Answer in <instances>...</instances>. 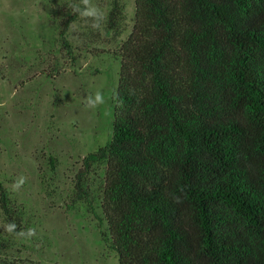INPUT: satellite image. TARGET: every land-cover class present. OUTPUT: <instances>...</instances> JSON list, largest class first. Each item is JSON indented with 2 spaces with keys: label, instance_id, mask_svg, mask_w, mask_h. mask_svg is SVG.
Listing matches in <instances>:
<instances>
[{
  "label": "trees",
  "instance_id": "trees-1",
  "mask_svg": "<svg viewBox=\"0 0 264 264\" xmlns=\"http://www.w3.org/2000/svg\"><path fill=\"white\" fill-rule=\"evenodd\" d=\"M124 10L111 0L115 34ZM64 18L72 53L79 16ZM115 54L113 137L83 159L73 201L91 203L86 176L106 164L118 264H264V0H136ZM9 195L0 183L16 223Z\"/></svg>",
  "mask_w": 264,
  "mask_h": 264
},
{
  "label": "rangeland",
  "instance_id": "rangeland-1",
  "mask_svg": "<svg viewBox=\"0 0 264 264\" xmlns=\"http://www.w3.org/2000/svg\"><path fill=\"white\" fill-rule=\"evenodd\" d=\"M71 2L0 0V183L17 212V231L36 229L29 240L4 232L9 218L0 202V264L119 263L103 235L106 164L86 176L91 203L73 199L83 159L113 137L115 52L133 30L136 0H123L116 34L107 28L111 0H91L104 12L102 27L93 30L79 17L67 32L69 53L57 26ZM98 90L106 103L86 108L84 98ZM21 175L26 183L11 191Z\"/></svg>",
  "mask_w": 264,
  "mask_h": 264
},
{
  "label": "clouds",
  "instance_id": "clouds-1",
  "mask_svg": "<svg viewBox=\"0 0 264 264\" xmlns=\"http://www.w3.org/2000/svg\"><path fill=\"white\" fill-rule=\"evenodd\" d=\"M67 8L71 9V12L79 16L86 24H88L93 30H100L104 21L103 10L93 4L91 0H73V2L67 5ZM106 103V97L103 91H96L94 94L87 95L84 98V106L88 109H95L100 105ZM26 183V177H17L12 185L11 191L18 192ZM4 232L8 234H15L24 240H29L36 234L35 228H28L26 230L17 231V224L15 222H7L3 226Z\"/></svg>",
  "mask_w": 264,
  "mask_h": 264
}]
</instances>
